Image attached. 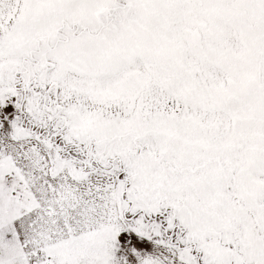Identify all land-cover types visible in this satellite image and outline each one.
<instances>
[{
    "label": "snow or ice",
    "instance_id": "6c2138e0",
    "mask_svg": "<svg viewBox=\"0 0 264 264\" xmlns=\"http://www.w3.org/2000/svg\"><path fill=\"white\" fill-rule=\"evenodd\" d=\"M0 264H264V0H0Z\"/></svg>",
    "mask_w": 264,
    "mask_h": 264
}]
</instances>
